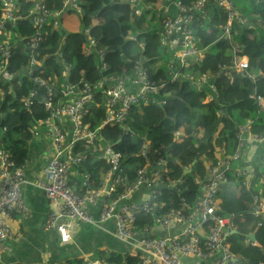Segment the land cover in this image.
<instances>
[{
  "label": "trees",
  "instance_id": "1",
  "mask_svg": "<svg viewBox=\"0 0 264 264\" xmlns=\"http://www.w3.org/2000/svg\"><path fill=\"white\" fill-rule=\"evenodd\" d=\"M233 1L236 10L249 22L233 23L231 37L225 39L226 15L209 4L207 15L196 16L191 24L200 57L187 59L184 66L175 61L172 71L168 69V62L174 52L181 49V40L172 50L169 46L175 36L168 37L166 45L162 43V19H157L154 12L160 0H139L138 15L129 0H75L81 10L77 32L67 31L62 26L63 16L58 19L57 28L52 25L55 18L45 26L36 55L44 68L42 77L48 81L79 87L82 82L92 84L110 75L132 79L134 65L138 62L148 82L158 87L156 93L145 95L131 108L124 132L110 124L101 126L104 112L99 95L89 104L82 119L83 124L100 137L98 146L110 147L120 154L113 178L125 181L115 184L110 199H117L132 185L140 169L146 167L149 176L156 161L164 159L158 177L162 186L155 189L159 195L154 201V211L137 213L132 225L137 232L149 230L158 214L191 212L200 197L198 182L205 181L207 168L235 152L239 125L250 120L251 132L264 134V109L258 110L252 98L253 94L264 97V27L257 22H264V1ZM17 3L24 16L32 6L27 0H17ZM42 3L51 13H72L67 11L65 0H42ZM86 29L95 41L93 50L103 52L105 69L100 68L96 52H83L87 44ZM13 32L23 37L32 34L33 29L24 19ZM233 50L237 60L247 59L251 78L235 71ZM26 62L27 55L20 47L6 66L14 79L0 80V130L4 131L0 150L8 152L17 166L27 159L28 142L36 137V131L37 137L41 135L39 122L47 116L39 98L28 108L23 106L27 94L42 93L23 73ZM203 76L208 80L198 86ZM253 147L258 149L255 161L251 164L246 159L235 162L227 174L228 182L217 194L221 214L229 216L234 225L235 233L229 235L226 242L240 264H264V215L256 217L253 213V197L258 194L264 197L260 183L264 141ZM73 152L74 155L85 153L86 159L71 167L70 186L80 194L100 187L110 166L97 155L99 152H92L83 143ZM186 170L190 172L185 174ZM239 172L243 174L238 175ZM248 175H251L249 187L245 183ZM85 178L87 186L83 187ZM249 235H254V242L249 240ZM97 257L103 264H141L139 254L133 256L129 252L125 255L103 252ZM71 264L84 263L74 260Z\"/></svg>",
  "mask_w": 264,
  "mask_h": 264
},
{
  "label": "built area",
  "instance_id": "2",
  "mask_svg": "<svg viewBox=\"0 0 264 264\" xmlns=\"http://www.w3.org/2000/svg\"><path fill=\"white\" fill-rule=\"evenodd\" d=\"M32 6L24 16L19 9L17 0H0V80L10 82L14 74L10 73L6 66L8 60L13 57L19 48L27 55V62L23 66V73L39 90L32 91L25 97L23 106L28 108L33 100L37 98L43 102V108L47 116L39 123L42 127L40 136L46 137L52 142L53 153L47 160L43 169L45 182L40 186L45 199L52 208L46 222L47 229H55L57 241L66 244L70 240L72 223L78 222L86 225L103 223L109 220L114 224V236L117 240L128 242L131 245L133 256L139 254L141 264H182L183 258H195L201 262L216 256L215 264H240L232 254L226 240L234 230V225L229 216H223L222 210L217 201V194L224 184L228 182L227 174L232 166L239 160H245L249 151L256 144L264 141V134H253L251 122L239 125L235 135V152L217 160L207 168V176L204 182H198L200 186V197L195 201L191 212L187 215L172 211L167 214H158L154 218V226L160 230H167L172 227L181 228L177 234L168 236H149L148 230L137 232L132 229L137 213H151L154 211V201L161 188L162 182H158L160 171L164 166V159L156 161L155 168L150 171L143 167L137 172L135 182L125 188V191L117 198L110 199L115 184L124 183L123 178H113L114 170L118 167L120 154L110 147L102 148L97 145L99 136L89 126L83 124V116L87 113L89 104L99 95L101 107L104 112V119L101 126L110 124L117 126L123 132L126 130L125 122L131 108L137 105L145 95L154 94L158 87L148 82L146 72L137 62L134 65V78L127 79L122 76L110 75L107 78L95 83L82 82L79 87L68 84L58 85L56 81H48L42 77L44 68L41 59L37 57L36 51L39 48L45 33V26L51 18L53 27L59 26L60 18L64 11L51 13L42 3V0H27ZM264 1V0H262ZM134 13L138 15L139 0H129ZM214 4L226 15V22L223 27V38L230 39L233 23L249 22L236 10L233 0H174L175 15H169L165 8L158 6L155 12L157 19H162V43L166 45L167 38L175 36L169 46L170 50L180 44L181 49L174 52L172 59L168 62L169 71L173 70L175 61L184 66L187 59L200 57L195 46V39L191 30V24L196 16L207 15V7ZM67 11L80 14L81 10L75 0H65ZM149 8V7H146ZM28 20L33 32L30 35L19 36L16 32L18 22ZM59 19V20H58ZM264 27V22L257 21ZM87 36V44L83 52L89 54L96 52L100 62V68L105 69L102 61V50L95 49L94 39L88 36V29L84 31ZM17 49V50H16ZM236 52V51H235ZM233 56L235 71L251 78L248 73V62L246 58L237 60ZM60 56V51L57 52ZM175 79V78H173ZM208 77L203 76L197 85L206 83ZM130 83L137 92H129L126 89ZM258 110L264 109V97L253 94ZM71 125L70 137L64 125ZM37 137L38 131L34 133ZM83 143L92 152H99L98 155L109 166L110 170L104 176L100 187L89 189L85 194H80L69 184L71 167L78 165L86 159L85 153L74 155V149L78 144ZM63 153L69 154L61 159ZM262 178L261 186L264 187V151H262ZM144 154V151L142 152ZM25 162L16 165L8 152L0 150V255L5 249L4 242L8 238L9 220L11 216H24L28 214V208L23 202L21 186L23 184ZM239 172L238 175H242ZM251 175L245 179L246 186L251 185ZM82 186H87L86 178ZM144 186L150 190L149 195L141 203L127 202L121 204L129 195ZM99 204L98 218L95 221L87 212V205ZM254 215H264V197L259 194L253 197ZM207 229V231H205ZM207 232V233H205ZM198 233V234H195ZM203 233L205 235L203 236ZM137 250L140 252H137Z\"/></svg>",
  "mask_w": 264,
  "mask_h": 264
},
{
  "label": "crops",
  "instance_id": "3",
  "mask_svg": "<svg viewBox=\"0 0 264 264\" xmlns=\"http://www.w3.org/2000/svg\"><path fill=\"white\" fill-rule=\"evenodd\" d=\"M158 6L165 8L169 15H175L173 0H160ZM62 26L70 32L80 29L79 15L68 13L62 17ZM126 89L137 92L130 83ZM64 128L70 137L71 125L66 123ZM53 153L51 140L46 137H32L28 142V156L25 160L23 184L21 186L23 202L28 208L24 216H11L9 236L4 242L5 249L0 255V264H71L74 260H82L84 264H103L97 257L98 253L117 252L123 255L133 251L128 242H122L114 236L112 220L86 225L78 222L72 223L70 240L66 244L57 241L55 229H47L46 222L52 210L44 197L41 185L45 182L43 169L47 160ZM258 149L249 151L246 162L255 161ZM69 154L63 153L61 159L65 160ZM219 157V156H217ZM206 164V168L209 166ZM239 167V165H238ZM150 190L144 186L132 192L121 204L127 202L141 203L149 195ZM88 214L96 221L99 213V204L87 205ZM181 228L172 227L160 230L152 226L149 236H168L177 234ZM216 256L203 262L195 258H183L182 264H215Z\"/></svg>",
  "mask_w": 264,
  "mask_h": 264
},
{
  "label": "water",
  "instance_id": "4",
  "mask_svg": "<svg viewBox=\"0 0 264 264\" xmlns=\"http://www.w3.org/2000/svg\"><path fill=\"white\" fill-rule=\"evenodd\" d=\"M3 133H4V131L1 129V130H0V140H1L2 136H3ZM98 156H99V155H98ZM113 172H115V170H114ZM189 172H190V170H186V171H184L185 174H187V173H189ZM234 233H235V230L232 231V234H234ZM248 238H249V240H251L252 242H254V235H249ZM137 252H139V251L137 250ZM139 253H140V252H139Z\"/></svg>",
  "mask_w": 264,
  "mask_h": 264
},
{
  "label": "clouds",
  "instance_id": "5",
  "mask_svg": "<svg viewBox=\"0 0 264 264\" xmlns=\"http://www.w3.org/2000/svg\"><path fill=\"white\" fill-rule=\"evenodd\" d=\"M157 8H158V6H157ZM157 8H156V9H157ZM97 155H98V154H97ZM253 213H254V212H253ZM195 234H198V233H195ZM231 234H232V233H231ZM204 235H205V233H203V236H204ZM227 244H228V243H227ZM228 245H229V244H228Z\"/></svg>",
  "mask_w": 264,
  "mask_h": 264
},
{
  "label": "rangeland",
  "instance_id": "6",
  "mask_svg": "<svg viewBox=\"0 0 264 264\" xmlns=\"http://www.w3.org/2000/svg\"><path fill=\"white\" fill-rule=\"evenodd\" d=\"M132 255V254H131Z\"/></svg>",
  "mask_w": 264,
  "mask_h": 264
}]
</instances>
